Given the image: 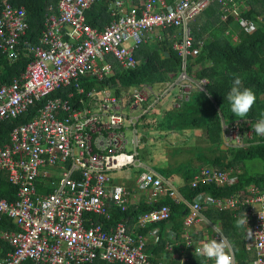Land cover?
I'll list each match as a JSON object with an SVG mask.
<instances>
[{
	"label": "built area",
	"instance_id": "obj_1",
	"mask_svg": "<svg viewBox=\"0 0 264 264\" xmlns=\"http://www.w3.org/2000/svg\"><path fill=\"white\" fill-rule=\"evenodd\" d=\"M97 1L58 0L57 4H49L40 40L33 44L24 38L29 30L27 6L14 0L0 2V50L11 59L22 54L30 57L24 71L0 85V123L23 115L32 106L37 110L30 120L12 128L8 142L0 144V173L18 185L14 200L0 196V221L6 215L16 224V229L0 230V237L11 245L0 256V264H23L27 259L34 264H78L99 256L126 264H170L151 261L146 249L150 237L154 242L158 239L160 229L155 223L170 218V205L162 204L139 214L131 230V218L109 228L100 221V215L110 218L113 208L126 210L131 197L130 188L115 183L110 171L135 165L142 169L136 183L149 193L151 201L166 194L182 198L178 186L137 157L136 121L146 119L147 114L152 116L154 108L174 87L179 88L183 99H188L194 89H206V78H193L187 71L189 55L198 52L193 48L191 22L199 12L220 2L241 29L252 33L258 28L256 21L243 15L248 6L238 0H140L129 4L111 0L113 19L101 29L87 17V11ZM169 25L180 26L183 32L181 39L173 43L183 67L175 81L145 82L119 91L106 84L87 89L82 83L81 77H93L102 83L114 76L111 58L122 66L136 67V49L156 28ZM157 37L163 38L160 34ZM127 105L130 113L125 111ZM136 107L142 112L138 116L134 115ZM126 121L133 126L134 153L127 151ZM241 133L230 132L226 142L247 145ZM251 133L245 132L248 137ZM194 178L193 186L200 180L221 186L238 181L232 170L209 166ZM39 181L52 190L39 192ZM195 201L186 221L205 218L215 237L229 241L235 264L239 262L232 243L220 226L202 213L201 204L205 208L216 205L221 210L236 204L249 206L247 215L253 235L247 237V249L255 254L249 264H264V189L251 185L238 196L220 198L202 193ZM150 224L153 226L147 233L140 231ZM191 242L188 240V245Z\"/></svg>",
	"mask_w": 264,
	"mask_h": 264
},
{
	"label": "trees",
	"instance_id": "obj_2",
	"mask_svg": "<svg viewBox=\"0 0 264 264\" xmlns=\"http://www.w3.org/2000/svg\"><path fill=\"white\" fill-rule=\"evenodd\" d=\"M110 1L98 0L87 11L88 21L93 26L102 29L112 21L113 17L109 9ZM134 1L139 2L138 0ZM242 1L250 5V9L243 10V15L258 24L257 30L252 33L241 29L233 15L227 13L220 2H213L194 17L191 22V35L193 48H196L198 52L195 55H189L187 71L193 78H206L208 91L192 90L188 99L181 98L179 106L166 110L160 120L159 128L162 130L186 131L193 128H204L207 133L208 145L201 146L199 163H195L192 169L185 168L187 164L178 166L183 181L180 187L182 198L176 199L170 194H166L157 201H142L138 205H132L129 202L126 210L119 207L111 209L110 218L105 215L99 216L104 227L109 228L120 220L136 219L139 214L160 207L162 204L170 205V218L155 223L160 229L158 239H155L154 243L149 239L150 243L148 242L146 247L153 262L164 260L172 264H181L180 259L175 262V259L172 258V256L176 258L179 255L183 264L208 263L207 258L192 253V247L188 246V240H191L190 244L193 245L199 243L200 240L208 239L213 233L211 225L205 218L199 222L193 220L188 223L186 221L187 216L191 213L192 205L196 202L195 198L199 194L208 193L213 197L220 198L238 196L240 191H248L251 185H258L264 189V136H258L254 131L256 122L264 118L262 117L264 114V0ZM57 2L58 0H14V3L27 6L29 11V30L24 37L28 42L39 41L45 27L48 6L57 4ZM162 30L163 32L160 34L163 36L162 39L156 37L152 40V36L147 37V41L136 49L135 54L138 59L136 67L122 66L114 58H111L114 61V76L110 75L102 83H97L93 77H81L82 83L86 85L87 89L92 85L106 84L116 87L119 91L122 87L128 88L145 82L156 84L175 81L183 71V67L182 57L174 48L173 43L176 39H181L183 32L180 26L173 25ZM235 34L237 39L234 38ZM29 61L30 57L24 54L17 59H11L0 50V85L11 82L15 76L26 69ZM237 76L242 80L241 87L251 88L257 97L253 108L244 118L233 115L226 99ZM118 81L121 86H116ZM36 111V106H32L23 115L1 121L0 144L8 142L12 128L30 120ZM225 124L230 128L239 127L243 140L248 144L223 147ZM246 128L252 130L251 137L245 134ZM209 144L210 147H208ZM254 159L263 161L262 170L252 169L248 164L250 160ZM206 166L232 170L233 174L238 176V181L231 186H221L215 182L200 180L196 186H193L191 181ZM173 168V166L170 168L159 166V172L168 178L172 172L176 171H172ZM38 190L39 192L49 191L52 190V187L43 185L39 181ZM17 191L18 185L12 183L6 174L0 173V196L11 201L16 198ZM201 205L202 213L213 223H218L226 237L234 244L239 264H249L253 250L247 249L248 241L244 237L238 236L239 230H245L248 226L237 228L235 225L237 218L247 215L249 206L241 207L238 210H221L216 205L207 206V208L204 204ZM151 226L153 224L147 228H141L140 231L147 233ZM2 229H16V224L5 215L0 221V230ZM170 232L174 235L170 236ZM172 245L176 254H169L170 256L167 257L166 255L171 252L168 246ZM9 247H11L10 243L0 237V256H3ZM185 255L188 256L187 260L183 258ZM34 263L28 259L23 264ZM78 264L126 263L110 261L99 256L94 261H84Z\"/></svg>",
	"mask_w": 264,
	"mask_h": 264
},
{
	"label": "rangeland",
	"instance_id": "obj_3",
	"mask_svg": "<svg viewBox=\"0 0 264 264\" xmlns=\"http://www.w3.org/2000/svg\"><path fill=\"white\" fill-rule=\"evenodd\" d=\"M163 32L162 28H156L155 32L152 34V40L157 37L158 34H161ZM158 38V37H157ZM152 44V42H150ZM118 84V83H117ZM165 83L160 85V87H164ZM112 92H115L114 88H111ZM206 90V89H205ZM179 93V88L174 87L171 90V94L169 96H166L162 99V105L165 109H163V113L166 110L172 109L173 107H178L181 99V95ZM185 96L184 98H186ZM170 107L169 109H166V106ZM96 110L97 107H96ZM126 113L131 112V107L127 105L125 108ZM135 113H139V115L142 113L141 111H136ZM162 114V112H161ZM138 116V115H136ZM148 117V122L144 123V119L141 117L139 121H136V125L138 128V139H139V147L138 152L140 159H142L146 164L148 165H157L159 166H165V167H171V165L174 167L172 171H175L173 177L181 183L182 174H180L178 170V166L186 165L185 168L192 169L193 165L195 163H198L196 161L199 160V153L201 152L202 147H205L208 145V140H206L207 133L204 128H193L189 130H162L157 129L159 125L155 126L156 128H150L148 124H152V116L150 114L146 115V118ZM125 131L127 134V137L129 139V142L127 143V151L129 153L135 152V146L131 142L133 138V126L129 121L125 122ZM235 131V130H234ZM232 134V131H231ZM226 134L228 138L231 136ZM233 135V134H232ZM233 143H236V140H233ZM230 146L226 141H224L223 147ZM233 146V145H231ZM210 147V144L209 146ZM193 148L191 151L188 149ZM209 152V150L207 149ZM158 156V157H156ZM171 164V165H169ZM248 164L252 167V169L255 170H262L263 168V161L260 159H254L250 160ZM142 169L140 167H136L135 165H127L124 168L117 169V170H111L110 175L112 177V180L115 183H123L128 185L129 187H133L135 191H141L140 193L142 198H146V193H148L146 190L141 189L138 184L136 183V179L138 177L139 172ZM170 178V176L168 177ZM137 194V192H132V195ZM136 219H133L131 222H129L130 228L135 225ZM239 237L243 238L245 236L244 230H239ZM243 235V236H242ZM251 258L254 257V251H251Z\"/></svg>",
	"mask_w": 264,
	"mask_h": 264
},
{
	"label": "clouds",
	"instance_id": "obj_4",
	"mask_svg": "<svg viewBox=\"0 0 264 264\" xmlns=\"http://www.w3.org/2000/svg\"><path fill=\"white\" fill-rule=\"evenodd\" d=\"M238 1L243 2L250 9L249 4H247L246 2H244L242 0H238ZM263 20H264V17H263ZM236 31H238V30H236ZM38 42H36V43H38ZM30 44H33V43H30ZM241 84H242V80L240 79V77L237 76L233 81L232 87L230 88L229 92L227 93L226 99L230 105V109H231V112L233 113V115L236 117L244 118L248 115V113L253 108L257 97L251 88H242ZM206 91H208V90H206ZM262 117H264V114H262ZM143 119H144V123H146L145 122L146 119L145 118H143ZM238 128L239 127H235V128L231 127L230 128V127H228V125L225 124L224 125V129H225L224 140L225 141L228 140V136L226 134L229 135V133L231 131L238 130L240 133V129H238ZM246 131H252V130L249 128H246ZM254 131L258 136H264V118H261L260 120H258L256 122L255 127H254ZM137 150H138V148H137ZM209 167H211V166H209ZM241 207H244V206H242L240 204H236L234 207H231L228 209L238 210ZM261 218L264 219V215H261ZM216 224H218V223H216ZM235 225L237 228H245L246 226H248L244 230L245 231L244 238L247 239V241H249V239L247 237L251 238L253 235V232L250 229V223L248 222V215H244V216L237 218V220L235 221ZM212 229H213V227H212ZM221 230H222V228H221ZM222 232H223V230H222ZM214 235H215V231L213 229V233L211 234V236L208 239L200 240L199 243H196L193 245L189 244L188 246L192 247L191 252L196 254L197 256H202V257L207 258L208 259L207 264H213L212 261H214L215 264H235L234 256L232 254L231 245H230L229 241L226 239H223V238L222 239L217 238ZM217 239H219V240H217ZM205 241H207V242H205ZM232 245H233L234 250H235L234 244H232ZM169 248L173 249V245ZM235 255H236V250H235ZM172 258L177 260V257L175 258L172 256ZM183 258H185L187 260L188 256L185 255V256H183ZM236 258H237V256H236ZM179 259H180V263L183 264L181 262V258H179ZM168 263H170V262H168ZM170 264H172V263H170Z\"/></svg>",
	"mask_w": 264,
	"mask_h": 264
},
{
	"label": "crops",
	"instance_id": "obj_5",
	"mask_svg": "<svg viewBox=\"0 0 264 264\" xmlns=\"http://www.w3.org/2000/svg\"><path fill=\"white\" fill-rule=\"evenodd\" d=\"M129 1H134V0H126V2H128L127 4H129ZM138 1H140V0H138ZM97 80V79H96ZM97 83H100L98 80H97ZM119 83H120V81H118V84L116 85V86H118L119 85ZM91 87H99V86H97V85H92ZM170 95V94H169ZM162 102H164V101H160L159 102V104L154 108V110H153V113H152V124H148L149 126H150V128H156L155 126H157V125H159L161 122H160V120L163 118V116H164V114H165V112L163 113V109H165L163 106H161L162 105ZM166 102H164V104H165ZM170 107L168 106V103H167V106H166V109H169ZM139 107H136L135 108V110H134V115H139V113H135L136 111H138L139 112ZM161 112H162V114H161ZM147 120H146V123L148 122V117L146 118ZM157 129H159V127H157ZM156 157H158V156H156ZM196 162H198L199 163V161H196ZM171 165V164H170ZM153 169H155L157 172H159V167L157 166V165H150ZM161 167V166H160ZM165 167V166H164ZM171 167H172V165H171ZM160 173V172H159ZM174 173L175 172H172V174L170 175V178L168 179V180H170L172 183H174L176 186H178L179 188H180V186L183 184V181H182V179H181V183H179L174 177H173V175H174ZM162 176H164L162 173H160ZM164 178H166L165 176H164ZM167 179V178H166ZM41 183H43V185H45V183L44 182H41ZM130 190H131V197H130V204H132V205H138L139 203H141L142 201H149V202H151V200H150V196H149V193H146L145 195H146V198L144 199V198H142L143 196H141L140 195V193H142L141 191H135L134 189H133V187L131 186V188H130ZM132 192H137V194H134V195H132ZM169 235L171 236L172 234H171V232L169 233ZM150 242H153L154 243V241H153V238H151L150 237ZM149 242V243H150ZM169 249V248H168ZM172 253H175L176 254V251H175V249H171V252H169L166 256L167 257H169L170 255L169 254H172ZM179 259V255H177V260ZM177 260H175V262L177 261ZM212 263L213 264H215V262L214 261H212Z\"/></svg>",
	"mask_w": 264,
	"mask_h": 264
},
{
	"label": "bare ground",
	"instance_id": "obj_6",
	"mask_svg": "<svg viewBox=\"0 0 264 264\" xmlns=\"http://www.w3.org/2000/svg\"><path fill=\"white\" fill-rule=\"evenodd\" d=\"M140 142V141H139Z\"/></svg>",
	"mask_w": 264,
	"mask_h": 264
}]
</instances>
